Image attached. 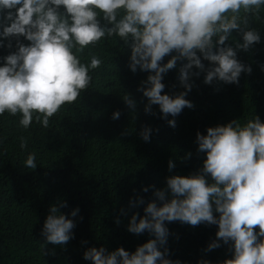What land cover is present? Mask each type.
I'll return each mask as SVG.
<instances>
[{"label":"clouds","instance_id":"obj_1","mask_svg":"<svg viewBox=\"0 0 264 264\" xmlns=\"http://www.w3.org/2000/svg\"><path fill=\"white\" fill-rule=\"evenodd\" d=\"M261 6L264 0H0V48L8 49L0 55V115L19 113L18 123L27 129L36 113L35 120L47 128L62 104L87 89L90 70L102 63L92 55L85 64L76 53L115 35L130 49L128 69L148 72L137 85L147 98L143 111L156 115L152 105H157L160 118L175 127L174 117L193 107L185 98L195 86L193 77L203 74L206 85L236 84L241 72L252 71L237 58V50L248 52L260 43L261 31L249 26L247 14ZM233 30L240 40L229 42ZM173 68L182 90L170 95L162 81ZM259 68L264 71V63ZM121 99L134 116L136 101L126 91ZM120 115L113 110L111 119ZM153 131L144 124L139 136L147 142ZM195 144L197 155L203 153L195 172L168 175L160 187L142 186L143 192L152 189L146 202L140 195L129 199L130 208L143 205V214L131 212L127 231L147 232L149 238L133 251L89 246L83 259L92 264H186L170 258L167 247V224L178 221L216 226L203 251L223 243L231 257L215 264H264V121L253 114L243 124L234 119L207 126L203 134L196 131ZM20 146L25 147L23 138ZM190 156L184 153V159ZM23 163L35 169L36 154L29 152ZM167 167H174L172 159ZM66 206L65 201L49 206L40 230L44 242L63 246L73 237L72 217L79 209L66 216L59 211ZM196 264L214 262L202 257Z\"/></svg>","mask_w":264,"mask_h":264},{"label":"trees","instance_id":"obj_2","mask_svg":"<svg viewBox=\"0 0 264 264\" xmlns=\"http://www.w3.org/2000/svg\"><path fill=\"white\" fill-rule=\"evenodd\" d=\"M247 15L249 26L261 31V41L248 52L237 50V58L250 64L252 71L241 72L236 84L206 85L203 74L193 77L195 86L185 97L193 107H184L174 117L175 127L160 118L157 105H152L156 115L143 111L147 98L137 85L148 72L128 69L130 49L115 35L102 37L76 53L85 64L92 55L102 63L90 70L87 89L72 103L62 104L49 118L47 128L35 120L36 113L27 129L19 125V113L0 115V264H92L82 256L89 246L103 245L108 250L120 246L133 251L149 238L147 232L127 231L131 212L143 214V205L130 208L129 199L140 195L146 202L152 198V189L143 192L142 186L160 187L168 175H188L198 169L203 153H196V131L203 134L207 126L234 119L243 124L253 114L264 121V71L259 68L264 63V6ZM232 35L229 42L240 40L235 30ZM7 52L0 48V55ZM167 59L165 56L164 61ZM162 82L163 91L170 95L182 90L175 68L163 75ZM124 91L136 101L134 116L121 99ZM117 109L121 115L113 120L111 113ZM144 124L155 129L147 142L139 136ZM29 152L36 154L35 169L24 166ZM185 152L191 153L187 159ZM169 159L174 164L171 170ZM59 201L67 204L59 208L66 216L72 208L79 209L72 217L73 237L63 246L44 242L40 231L49 206ZM167 226L170 258L196 264L203 257L215 264L231 257L223 243L203 251L214 238L215 225L173 221Z\"/></svg>","mask_w":264,"mask_h":264}]
</instances>
